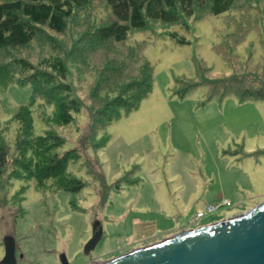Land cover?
<instances>
[{
    "label": "rangeland",
    "instance_id": "1",
    "mask_svg": "<svg viewBox=\"0 0 264 264\" xmlns=\"http://www.w3.org/2000/svg\"><path fill=\"white\" fill-rule=\"evenodd\" d=\"M77 14L69 34L48 41L52 54L64 53L70 66L72 95L80 91L82 96L83 112L60 134L63 151L81 156L69 161L68 171L85 187L73 195L12 176L0 194V262L5 238L12 237L18 264H62L61 255L68 264H101L264 203V100L224 95L220 88L213 93L209 85L238 76L252 91L264 90V0H236L219 16L202 12L177 24L149 22L132 31L124 44L134 53L138 77L149 66L152 90L130 112L117 108L101 118L93 134L95 111L106 101L90 96L97 65L109 61L127 69L130 62L122 53L125 47L114 50L109 43L89 41L113 20L104 0H90ZM90 29L93 36L78 39ZM42 37L48 36L33 43L42 50L39 57L30 46L13 49L14 57L50 65L54 57L45 51L49 47ZM73 53L80 61L70 58ZM81 66L84 80L77 78ZM7 80L9 72H0L4 122L30 103L33 90L48 88L43 83L4 85ZM37 107L32 106L34 131L43 135L50 127L39 119ZM47 111L51 115L53 108ZM18 127L12 121L10 153ZM6 184L4 176L1 189ZM223 198L229 208L189 225L197 210ZM96 222L103 228L102 239L84 254Z\"/></svg>",
    "mask_w": 264,
    "mask_h": 264
},
{
    "label": "trees",
    "instance_id": "2",
    "mask_svg": "<svg viewBox=\"0 0 264 264\" xmlns=\"http://www.w3.org/2000/svg\"><path fill=\"white\" fill-rule=\"evenodd\" d=\"M235 2L236 0H104L105 8H109L113 20L98 29V37L90 38L89 41L109 43L114 50L120 46L125 47L122 53L127 56L130 67H116L109 61L96 66L98 81L92 85L90 96L92 100L98 98L106 101L101 109L95 111L98 118L93 123L91 134L97 130V123L101 118H106L117 108L130 112L137 108L140 101L152 90L149 66L145 65V70L138 77L134 53L124 44L132 31L145 29L149 22L177 24L202 12L219 16L230 11ZM89 4L90 0H0V72H9L10 78L4 85H48L45 93L33 90L30 103L17 107L11 113L10 120H0V189L4 176L7 178V184L0 190V194L8 187L12 176L29 178L40 189L50 187L73 195L80 193L85 187L82 180L68 171L69 161L81 156L63 151L65 139L60 134V130L71 126L83 112L82 96L80 91L72 95L67 74L70 72V66L63 61L64 53L58 46V38L56 46L63 54H52L48 39L51 36L69 34L71 21ZM90 31L91 29L85 31L88 34L84 32L81 34L83 37L80 35L78 39L83 40L89 33L93 36ZM41 35L48 36L42 37L41 40L49 47L45 49L48 55L54 57L53 61L49 62L50 65L43 68L38 62L14 57L13 49H23L27 46L33 48L39 57L42 50L39 51V47L33 43ZM70 58L80 61L75 53ZM74 63L76 65L77 62ZM102 67L109 71L102 72ZM86 69L91 71V67ZM82 73L86 71L81 66L78 71L80 77H77L80 80H84ZM242 79L236 76L211 82L209 85L213 93L220 88L224 95L233 94L242 99L264 100V90L252 91ZM37 103L39 119L50 127L43 135H36L34 131L32 106ZM50 107L53 108L51 115L47 111ZM12 121L19 127L13 139V151L10 153L7 135Z\"/></svg>",
    "mask_w": 264,
    "mask_h": 264
},
{
    "label": "water",
    "instance_id": "3",
    "mask_svg": "<svg viewBox=\"0 0 264 264\" xmlns=\"http://www.w3.org/2000/svg\"><path fill=\"white\" fill-rule=\"evenodd\" d=\"M84 246L89 254L102 239L99 222ZM0 264H18L12 237H6ZM62 264H68L61 255ZM103 264H264V203L242 215L184 231Z\"/></svg>",
    "mask_w": 264,
    "mask_h": 264
},
{
    "label": "built area",
    "instance_id": "4",
    "mask_svg": "<svg viewBox=\"0 0 264 264\" xmlns=\"http://www.w3.org/2000/svg\"><path fill=\"white\" fill-rule=\"evenodd\" d=\"M231 203L227 199H222L218 204H211L207 206L205 209L197 210L194 214L192 219L190 220L189 225H199L205 219L210 217L211 215L219 213L222 209L229 208ZM187 225L186 227H188ZM185 227V226H184Z\"/></svg>",
    "mask_w": 264,
    "mask_h": 264
},
{
    "label": "crops",
    "instance_id": "5",
    "mask_svg": "<svg viewBox=\"0 0 264 264\" xmlns=\"http://www.w3.org/2000/svg\"><path fill=\"white\" fill-rule=\"evenodd\" d=\"M143 200V199H142ZM200 209H202V208H200ZM174 232V231H173ZM172 233V232H171ZM174 234V233H173Z\"/></svg>",
    "mask_w": 264,
    "mask_h": 264
},
{
    "label": "bare ground",
    "instance_id": "6",
    "mask_svg": "<svg viewBox=\"0 0 264 264\" xmlns=\"http://www.w3.org/2000/svg\"><path fill=\"white\" fill-rule=\"evenodd\" d=\"M101 264H103V263H101Z\"/></svg>",
    "mask_w": 264,
    "mask_h": 264
}]
</instances>
